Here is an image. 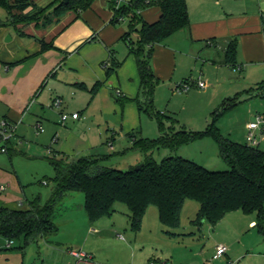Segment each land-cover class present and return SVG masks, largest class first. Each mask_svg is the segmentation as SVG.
Instances as JSON below:
<instances>
[{
    "label": "crops",
    "instance_id": "0c3cea01",
    "mask_svg": "<svg viewBox=\"0 0 264 264\" xmlns=\"http://www.w3.org/2000/svg\"><path fill=\"white\" fill-rule=\"evenodd\" d=\"M40 1L35 0L38 7L47 8L54 0H49L45 5ZM249 1H245L242 7H236L234 0H215L210 11L215 13L199 18L191 14L188 5L191 25L175 34L182 46L176 49L174 44H170L174 35L154 48L151 63L155 76L169 81L173 86L185 79L196 84L202 81L206 84L205 94L213 89L207 87L208 82L214 83L217 80L220 86L226 83L236 84L237 87L222 95L230 103L238 100L244 92L255 96L256 90V95L264 98V12L260 9L263 8L260 4L258 10L250 11L247 8ZM141 14L145 21L152 23L160 17V10L152 7ZM113 18L114 12L109 0H96L89 9L69 12L50 25H45L40 20L13 24L9 18L0 19V125L6 122L13 132L12 137L20 130L23 131V136L26 132L33 131L40 142L28 148H17L11 143L12 137L9 142L0 140V146L7 145L8 153L12 152L8 156L12 162L14 156H20L45 165L43 163H50L49 158L55 153H60L59 157L71 159L98 157L100 155L96 153L90 154L94 152L95 143L87 136H100L108 127V130L113 128V132L120 133L121 138L126 139L130 131L141 129L143 114L135 102L141 96V78L136 58L129 55V52L127 54L128 49L120 44L121 38L128 32L126 20L113 23ZM91 37H95L96 41L76 51L77 47ZM211 39L212 43L209 42ZM232 40L238 45L236 69H231L224 63L225 50ZM42 41L53 47L43 51ZM187 47L190 48L189 51L186 50ZM111 50L122 65L107 78L104 64L109 62ZM187 59H195L197 65L203 60V69L206 71L209 65L216 74L206 73L205 79L199 77L197 81L193 80L196 78L193 73L185 79H182L183 76L178 77L181 62ZM237 74H241L239 78L235 76ZM96 82H102L103 85L93 93L91 90ZM261 86L263 89L259 90ZM58 99L62 101L59 107L55 106ZM238 104L240 103L237 102L236 106ZM236 106L228 113L235 110ZM74 113L79 114L80 118L75 120L70 117L65 123L61 121L63 114ZM260 115L263 114L256 112V120ZM115 117H118L119 131H115L116 125L109 127ZM256 120L244 125L243 138L236 139L241 144H247L248 126ZM88 122H92V125L86 132ZM93 123L98 130L93 127ZM39 126L43 132H40ZM255 134L259 140L258 147L264 146V125ZM114 142L109 144L111 149L115 147ZM125 144L128 143L124 142ZM131 163L127 166H134L135 163ZM44 169L45 172L48 171L47 168ZM12 170L14 172L7 174L0 169V185L4 187L0 192L9 188V192L0 193V201L8 206L20 207L24 205V201L16 193H25L26 190L22 175L19 176L15 169ZM18 172L20 173L19 170ZM34 176L36 178L41 175L36 172ZM32 201L27 199L28 204ZM234 218L244 219L245 222L248 221V227L257 228L255 214H245L240 210L227 214L213 229H217L225 219ZM163 230L164 228L162 232ZM190 234L195 235V232L191 231ZM223 243L217 246L224 245ZM141 246L146 248L145 243ZM217 246L210 252L204 251L197 264H243L247 258L253 260L264 257V250H258L254 245L247 247L232 244L229 247L226 245L229 250L224 257L214 260ZM241 247L243 250L236 252V248ZM131 249L132 256L127 261L113 264H141L137 261V250L133 246ZM91 252L88 251L87 254L96 261V256ZM103 262L111 264L110 261ZM148 262L167 264L168 261L152 258ZM179 262L185 263L183 260ZM68 264L75 263L69 260Z\"/></svg>",
    "mask_w": 264,
    "mask_h": 264
},
{
    "label": "trees",
    "instance_id": "16d2710c",
    "mask_svg": "<svg viewBox=\"0 0 264 264\" xmlns=\"http://www.w3.org/2000/svg\"><path fill=\"white\" fill-rule=\"evenodd\" d=\"M96 0H56L52 16H46L48 8H40L35 0H0V7L8 12L13 23L32 22L44 17V24L50 25L69 12H83ZM114 12L113 23L130 18L131 31L121 38L128 47L129 55L136 58L141 78V96L135 100L140 113L156 117L162 124L165 114L154 107V86L157 78L152 69V55L156 45L166 42L177 32L191 25L186 0H131L121 7L119 0H109ZM157 7L158 20L149 23L142 17L146 9ZM138 27L134 41L131 33ZM20 35H23L20 32ZM96 41L91 37L76 51ZM210 43L213 40H209ZM42 41V50L52 48ZM104 64L107 78L116 73L121 62L114 56ZM238 45L232 40L227 45L224 63L231 69L238 67ZM186 83H189L187 80ZM103 85L96 82L91 92L96 93ZM263 86L259 88L262 90ZM264 94V93H263ZM236 100V99H235ZM217 111L225 114L236 106L237 100ZM217 119L203 132L181 130L168 134L161 129L156 140L138 141L136 130L126 136L136 148L145 154V160L127 170L108 167L103 164L109 156H84L78 159L55 153L49 158L54 169L55 188L51 199L45 204L38 200L29 202L28 208H12L0 201V238L12 243L23 239L26 245L46 239L59 233L54 222L57 205L69 194L82 193L85 196V209L92 224L104 217H111L115 205L123 203L131 213L134 231H139L149 206L159 209L163 233L170 237L180 236L181 212L186 200H196L200 204L199 222H209L215 226L227 214L242 211L245 214L257 213V227L264 231V150L258 146L241 144L224 136L216 125ZM211 137L219 149L221 159L228 165V171H210L203 165L182 156H170L158 163L153 152L161 148L177 150L184 145L196 142L203 137ZM0 140L1 136H0ZM115 141L113 135L108 144Z\"/></svg>",
    "mask_w": 264,
    "mask_h": 264
},
{
    "label": "rangeland",
    "instance_id": "374dc122",
    "mask_svg": "<svg viewBox=\"0 0 264 264\" xmlns=\"http://www.w3.org/2000/svg\"><path fill=\"white\" fill-rule=\"evenodd\" d=\"M130 1L121 0V7L129 5ZM186 1H188L187 5H189L191 14L193 13L198 18L215 13L210 12L215 0ZM245 1L247 0H234V3L236 7H242L241 5ZM48 2L49 0L40 1L43 5ZM55 4L56 0L47 7L46 16L53 15L54 9L52 10V8L56 6ZM259 4L263 7L260 9L264 12V0H250L247 8L250 11L258 10ZM7 18V10L0 7V19L6 20ZM44 19L42 17L40 21L44 22ZM123 20H126V31H131L130 18H123L121 21ZM140 28L138 27L137 30L135 29L131 33V38L134 41ZM178 42V35H175L170 40V44H174L175 46L173 45V47L176 49L182 46ZM120 44L128 49L124 41L121 40ZM189 49L188 47L186 48L188 51ZM128 52L129 50L127 54ZM196 62L195 59L183 60L178 77L183 76L182 79H185L193 73L194 78L196 75L193 80L197 81L199 77L205 79L206 73L216 74L209 65L206 71L203 69L202 66L205 64L203 60L199 61V65ZM240 75L237 74L235 76L239 78ZM156 78L154 107L157 112L165 114V117H161L162 124L160 125L156 117L144 113L142 115V127L136 131L138 141L158 139L161 129L168 134H173L183 129L203 132L207 130L216 118V125L222 134L233 141L239 142L236 139L243 138L244 125L247 122L256 120V112L264 116V98L256 95L258 90L254 92L255 96L251 93H242L237 100L240 104L236 106V109L223 115L220 112L218 113L217 110L220 107L230 105V102H228L227 98H222V95L229 89L237 87L236 84L226 83L220 86L216 82L217 80L214 83L208 82L207 87L213 89L210 93L205 94V89L198 87V82L196 84L190 81L191 91L188 93L180 92L178 89V86L185 84L187 79L173 86L169 81ZM117 120L118 117L113 118L109 126L113 127V125H116L117 130L115 131L120 130ZM90 125H92V122H88L86 132ZM94 125L95 123H93V127H96ZM97 128L96 130H98ZM81 131L84 132L83 129ZM81 131L80 133H82ZM21 133H23L22 130L16 132V135L12 137L11 143L14 147L28 148L31 145L40 143L36 139L38 136L35 132H26L25 136ZM114 133L113 128L108 130L107 127L100 136L97 134L87 136L95 143L94 152L90 154L96 153V155L100 156H109V159L104 160L103 164L123 171L129 169L130 166H127V164L130 162L135 163L134 166L143 163L146 157L144 152L136 148L134 142L128 137L122 139L120 133ZM113 135L116 136V141L114 142L115 147L111 149L108 139ZM241 141L243 143L246 142L245 140ZM124 142L128 144L124 145ZM259 148L263 150L264 146ZM11 154L12 152L0 156V169L9 174L14 172L13 168L19 176L22 175L26 191L25 193H16L19 199L24 201V205L20 207L23 209L28 208L27 199L29 201L38 200L39 204L45 205L51 199L55 188L53 181L55 176L54 169L50 167L49 162L43 163L45 165H40L41 163L31 162L20 156H14V161L12 162L8 158ZM170 156L185 157L203 165L210 171L229 170L228 165L219 155L218 146L208 136L198 139L194 143L184 145L177 150L161 148L153 152V157L158 163ZM44 168H47L48 171L45 172ZM36 172L41 176L34 178ZM8 189L7 187L6 191L0 193L9 192ZM10 207L18 208V206ZM115 210L116 212L111 217H104L92 224L85 209V196L82 193L69 194L57 205L55 212L54 222L59 226V233L48 236L46 239L41 238L29 245H26L23 239L15 240L12 242L11 248L7 247L8 242L6 240L0 238V264H68L69 260L75 263L76 260L74 261L75 257L73 258L72 251L83 253L92 251L91 253L96 256L97 263L103 264V261H110L113 264L127 261L130 255L132 256L131 246L137 250V261L141 264H150L148 261L152 258L167 260V264H180L179 260H183L184 264H197L204 251H212L221 242H224L223 244L228 245V247L232 244H240L247 247L254 245L258 250H264V231L260 227L252 229L248 227V221L245 222L244 219L234 218L225 219L217 229H213V225L209 222H199L200 204L196 200L189 199L185 201L181 212V227L176 230V233H179L180 236L177 237L163 234L162 228L164 226L162 227L160 221L159 209L154 205L149 206L147 209L145 219L143 218L141 228L137 232L133 230L128 206L123 203H117ZM254 214L257 217V213ZM191 231H194L195 235H191ZM143 243L146 244V248H142L141 245ZM241 250H243L242 247L236 248V252ZM245 252L244 250L243 253L245 254ZM127 264H130V262H127ZM243 264H264V257L253 260L247 258Z\"/></svg>",
    "mask_w": 264,
    "mask_h": 264
},
{
    "label": "built area",
    "instance_id": "2783aa9c",
    "mask_svg": "<svg viewBox=\"0 0 264 264\" xmlns=\"http://www.w3.org/2000/svg\"><path fill=\"white\" fill-rule=\"evenodd\" d=\"M198 87H200L201 89H205L206 88V84L202 81L198 82ZM178 89L180 92H188L191 89V84L190 83H185L182 85L178 86ZM62 101L61 100H56L55 101V106L59 107L61 105ZM73 118L75 120L80 118V115L77 113H74L72 115L69 114H63L61 117V121L63 123L67 122V120L69 118ZM262 125H264V116L260 115L257 117L256 122L249 124L248 126V135H247V144L253 147H257L259 146V140L256 137L255 131L258 130ZM40 132H43V129L39 126L38 127ZM13 132H11L8 128V125L6 122H4L3 124L0 125V136L2 141H8L10 140V138L12 137ZM49 152H51V150H49ZM8 153V147L7 145H3L0 146V155L3 154H7ZM4 190V187L0 185V191ZM12 243L7 244L8 248H11ZM229 248L226 245H219L216 248V253L213 257L214 260H218L222 257H224L227 252H228ZM72 255L75 257V264H96L94 261L93 256H91L90 254L87 253H83V252H72ZM150 264H155V262H151Z\"/></svg>",
    "mask_w": 264,
    "mask_h": 264
},
{
    "label": "water",
    "instance_id": "95a60500",
    "mask_svg": "<svg viewBox=\"0 0 264 264\" xmlns=\"http://www.w3.org/2000/svg\"><path fill=\"white\" fill-rule=\"evenodd\" d=\"M67 2H68V0H67ZM140 167V165H138L136 168L138 169Z\"/></svg>",
    "mask_w": 264,
    "mask_h": 264
}]
</instances>
